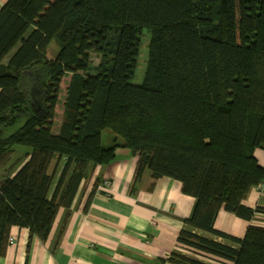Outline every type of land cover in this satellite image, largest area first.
Here are the masks:
<instances>
[{
	"label": "trees",
	"instance_id": "1",
	"mask_svg": "<svg viewBox=\"0 0 264 264\" xmlns=\"http://www.w3.org/2000/svg\"><path fill=\"white\" fill-rule=\"evenodd\" d=\"M143 30L147 61L135 84ZM92 53L99 63L91 68ZM103 130L121 142L103 146ZM15 147L25 151L12 161ZM118 149L137 157L133 185L146 170L178 181L194 199L185 224L230 243L181 230L179 244L216 264H264V227L250 225L237 239L213 226L221 210L246 222L264 214L243 204L264 180L254 157L264 150V0L6 1L0 256L14 226L28 230L27 250L33 238L45 242L88 167L111 164ZM52 161L64 166L49 195ZM157 261L207 264L173 253Z\"/></svg>",
	"mask_w": 264,
	"mask_h": 264
},
{
	"label": "crops",
	"instance_id": "2",
	"mask_svg": "<svg viewBox=\"0 0 264 264\" xmlns=\"http://www.w3.org/2000/svg\"><path fill=\"white\" fill-rule=\"evenodd\" d=\"M6 1L0 0V9ZM23 149L19 153L23 154ZM254 157L264 168V150L256 149ZM136 163V156L118 149L111 164L89 166L69 213L63 208L58 210L47 240L41 242L33 238L27 250L28 230L12 227L9 239L13 243H9L4 255L0 256V264H159V258L166 259L171 253L214 264L179 244V232L190 230L215 242L228 246L230 243L208 233L197 232L185 224L192 212L194 199L182 193L178 181L166 177L153 179L146 170L139 182L133 185ZM63 166L62 161L58 164L52 161L49 166L48 173L53 175L49 195ZM3 176L7 175L2 174L0 181ZM97 178L101 182L103 179L111 181L109 194L98 190L100 183L92 193ZM243 204L252 209L264 208V194L254 187ZM262 220V213H256L250 222H246L221 210L213 226L241 239L248 226L262 227Z\"/></svg>",
	"mask_w": 264,
	"mask_h": 264
},
{
	"label": "rangeland",
	"instance_id": "3",
	"mask_svg": "<svg viewBox=\"0 0 264 264\" xmlns=\"http://www.w3.org/2000/svg\"><path fill=\"white\" fill-rule=\"evenodd\" d=\"M148 43H149V33L146 30H143L141 32V34H140V45H139V54H138V58H137V66H136L135 75H134V78H133V81H132L135 84L141 83L142 78H143L144 70H145V67H146V61H147ZM57 49L58 48L56 47V45L54 43H52L51 47L48 48L47 57L48 58H52L55 55ZM90 63H91V65H90L91 68L92 67H96L98 65V63H99V57L97 55H95L94 53L90 54ZM68 79H69V77H64L61 80V84H60L61 92H60V94L64 90L65 84L68 81ZM56 108L58 110L60 107L57 106ZM58 123H59V120L55 119L54 120V126H56ZM101 138H102V145L105 146V147H108V146L112 145L115 140L117 142H121V138L115 136L109 130H103ZM20 150H22L21 147H18L15 150V152L17 154L15 153V155L13 156L12 160H14L18 155L22 154V153H19ZM2 174H4V171L0 170V177H1ZM260 222H263V224H261V226L264 227V220H262ZM208 262L216 264L215 261H208Z\"/></svg>",
	"mask_w": 264,
	"mask_h": 264
},
{
	"label": "built area",
	"instance_id": "4",
	"mask_svg": "<svg viewBox=\"0 0 264 264\" xmlns=\"http://www.w3.org/2000/svg\"><path fill=\"white\" fill-rule=\"evenodd\" d=\"M256 189L259 193L264 194V180L256 186ZM98 190L104 192L105 194H109L111 191V181L103 179L102 183L98 186ZM9 243L12 244L13 240L9 239Z\"/></svg>",
	"mask_w": 264,
	"mask_h": 264
}]
</instances>
